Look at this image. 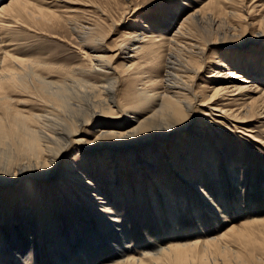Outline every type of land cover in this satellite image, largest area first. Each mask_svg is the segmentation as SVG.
Instances as JSON below:
<instances>
[{"label":"bare ground","instance_id":"bare-ground-1","mask_svg":"<svg viewBox=\"0 0 264 264\" xmlns=\"http://www.w3.org/2000/svg\"><path fill=\"white\" fill-rule=\"evenodd\" d=\"M234 2L208 0L183 16L173 10L164 32L134 27L115 49L85 27L78 36L93 68H61L60 79L52 80L54 69L26 56L28 45L19 33L4 38L12 24L33 13L34 4L0 0V250L7 251L0 254V264H7L3 258L39 264L43 246L53 264H234L232 256L240 264L261 260L264 216L232 204L228 193L224 197L221 190L206 189L202 180L222 183L212 127L259 142L250 123L257 119L264 126V53L231 54L235 62L229 58L235 47L263 41L264 6L256 9L258 17H252L255 6L244 17ZM51 13L45 17L56 18ZM226 16L242 23L226 24ZM172 28L173 34L166 35ZM215 43L228 49L209 64L212 86H203L208 93L197 88V80ZM120 58L124 64L114 66ZM134 72L142 74L143 87L137 86ZM31 97L39 98V104ZM176 135L178 152L164 156L160 147ZM73 149L81 151V160L70 156ZM106 160L113 166L102 165ZM235 162L226 169L238 188L246 164ZM123 172L133 174L139 186L133 189L135 181L123 179ZM123 194L127 198L119 197ZM149 196L148 208L158 218L169 216L172 226L159 219L162 234L147 235L135 245L126 207L118 200L134 206ZM182 210L191 211L198 230L181 223ZM206 214L216 226L218 216L223 218L225 229L217 226L213 235L201 219ZM231 241L238 249H230Z\"/></svg>","mask_w":264,"mask_h":264},{"label":"rangeland","instance_id":"rangeland-1","mask_svg":"<svg viewBox=\"0 0 264 264\" xmlns=\"http://www.w3.org/2000/svg\"><path fill=\"white\" fill-rule=\"evenodd\" d=\"M206 1L208 0H31L34 5L32 6V8H30V13L33 12L35 15H40V18L38 16L34 17V14L32 13L28 17H25L21 23L12 24V27L9 30L4 31V38L7 40L12 39L16 33H19V35L24 38L25 42L28 45V54L26 56H31L32 58H36L37 60L46 63V67L48 69H54L53 71H55L49 74L50 79L59 80L61 77L59 70H61V68L64 70L70 68H78L84 70L85 72L93 68L87 56H85L86 50L81 45L82 42L79 38L80 36H78L80 33L84 32L83 29H85V27H90L92 31V37H95L96 39L102 41L106 47L115 49L120 43L125 41V38L123 36V33L125 31H132L134 27L147 26L149 27V30L152 29L159 34L161 32H164L162 28L171 11L180 10V12H182L181 15L183 16L188 10H191L194 7H201ZM234 1L235 8H237L239 10V13H241L244 17H246L245 10L252 9V7L254 6V13L252 17H258L259 14L258 11L256 12V9H261L264 6V0ZM184 3H189L191 5L190 7L186 8L185 5L187 4ZM35 6L42 7L43 12L35 10ZM51 12L55 13L56 18L50 19L48 16L45 17L47 14H52ZM235 22L241 24L242 20H239L234 16H226V24H234ZM172 29H169V33L167 32L166 35L169 36L170 34H173L174 29ZM193 32L199 37L202 36L201 32ZM248 36V38L251 37L250 34ZM201 39L202 41L204 40L203 36ZM262 40L263 41L257 42L255 43V45L253 43L246 48L235 47L231 51V53H229L230 60L233 61L236 58V55L231 56V54H235L238 52H240L241 54L247 52H251V54L264 53V38ZM223 46V44L220 45L219 43H215L210 45L209 49L207 50V67L205 68L206 70L203 69L200 78L197 80V88L199 90H204L205 88L203 86H212L211 84H208L210 80H213V77L210 76V74L213 72V68L209 67V64H211L210 62L215 55H225L224 51L225 49H228V47ZM115 62L116 63H114V66L116 67H121L124 64V61L121 58L116 60ZM233 62H235V60ZM132 75L137 79V86L143 87V82L141 80L142 74L134 72ZM91 78L95 79V81L99 80V77L94 74ZM206 91L208 93L210 92L208 91V88ZM31 98L33 100V103L39 104V98ZM250 126L251 129L254 130L256 137L261 141L258 142L254 141L253 139L251 140L250 137L244 136L241 133H229V131L223 126H220L218 128L212 127L214 135L210 137L213 140L211 146L212 149L215 150V158L220 160L219 167L221 170H223L220 172V175L223 176L220 179V182L224 184L221 183L217 185L215 183H212L208 179H205L204 177V179L202 180L208 184L207 185L205 183L206 189L211 188L213 189L212 191H214L215 189L217 191L221 190V192L224 193V197H226L228 193L229 197L226 198L227 200L229 199V201H233L232 204L235 203L238 206L241 205L244 209H249L252 215H260L263 217L264 126L257 119H253V121H251L250 123ZM225 130H227L228 133H225ZM207 135H209V133ZM180 140V135H176L171 139L163 142V145L160 147V152H163L164 156H167L168 153H177L179 150V145L181 144ZM209 140L205 141V145L209 142ZM174 141L177 142L175 145H173ZM243 152L245 153V155H243ZM70 154V156L76 158V160H81L82 158L80 150L73 149ZM105 158L108 157L106 156ZM232 160H236V165L241 162L246 164V168L241 171V175L244 177L242 179L241 185L238 188L234 186L235 184L233 185V183H231L228 170L226 169V164ZM102 165L106 167L113 166L107 160L104 161ZM115 168L116 167H114L113 169ZM132 168L135 169V167ZM131 175L125 174V172H123L122 178L125 179L126 176V181H135V184L133 185L134 189L139 186V182L135 180L136 178L133 174ZM173 177H176L177 180H180L182 178L181 175L177 173L174 174V172ZM173 177L171 178V181L174 182L175 178L173 179ZM179 185L180 183H178V186ZM147 187L149 186L145 185L146 190ZM180 188L182 189V185H180ZM177 190L179 191L180 189ZM127 195L124 196L123 194L119 197L123 198L124 196L125 198H127ZM115 198H117L116 194L114 196V199ZM151 200L152 199H150L149 196L141 204H137V202H135L134 206H131L129 204L127 205V203H121L122 201L118 200V205H121V207H126V214L124 215V217H127L130 229H132L133 231V241L135 245L139 242H142L145 237H147V235L151 237L162 234V230L164 228H162V226L157 227V223L161 225L158 222L159 219L161 221H164V223L172 226V222L169 221V216L166 217V219H162L161 217L158 218L154 209L148 208L149 205H147V201L150 202ZM112 203H115V200H112ZM120 210L117 211L120 213ZM190 213L191 211L185 213V210H182V212L180 213L181 223L185 225L187 229L191 228L189 230H198L199 221ZM207 215L208 214L205 215L206 217L202 216L201 219L206 220L207 228H209L211 232H213V235H216L218 232L215 227L220 226L218 227L219 229H225V227L227 226V224L224 223L223 218L219 216L216 226L215 221H213V219H211L210 217H207ZM121 216L123 217L122 214ZM135 217H140L141 220L135 219ZM231 220L233 221V217ZM36 222L37 218L35 219V223ZM55 225L59 226L58 224ZM258 230L259 229H257V231ZM75 231L77 232V230ZM66 236L65 239L70 238V236L68 238ZM79 237L80 235L77 238ZM238 247V243H236L235 241H231L230 249L234 250L238 249ZM0 254L6 255L7 251L2 248L0 250ZM38 255L40 256L39 264H53L51 262L50 255L44 246L43 249H40ZM257 256L261 259L260 261H256L253 258L250 262L253 261V264H264V255L262 256L260 253H257ZM3 259L4 261L7 260V264H15V261L14 259L12 260V258L11 260H8L7 258ZM232 259V262L234 264H240V262L237 260V258L235 259L234 256H232ZM254 261H256V263Z\"/></svg>","mask_w":264,"mask_h":264}]
</instances>
